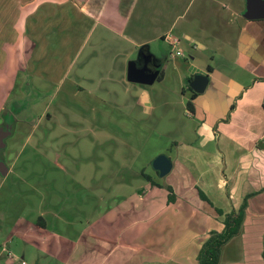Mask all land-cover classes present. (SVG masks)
<instances>
[{"label": "crops", "instance_id": "1", "mask_svg": "<svg viewBox=\"0 0 264 264\" xmlns=\"http://www.w3.org/2000/svg\"><path fill=\"white\" fill-rule=\"evenodd\" d=\"M74 1L0 0V43L9 33V43L32 45L23 68L33 72L45 55L41 34H55L56 26L80 29L84 57L70 95L112 93L115 108L111 128L91 106L82 111L87 121L59 104L52 126L40 137L32 134L35 143L24 141L16 153L7 148L0 195L7 189L2 208L9 211L0 212V264H198L207 233L222 229V217L199 191L223 213L246 202L240 231L222 247L219 264H264V19L245 17V0ZM167 35L179 40L183 57L152 52L158 40L168 46ZM136 52L139 65L159 72L152 85L126 79ZM194 75L208 77L201 94L190 88ZM136 139L162 141L154 153H168L172 167L168 184L156 183L170 186L175 197L169 203L165 190L159 212L129 218L122 247L106 235L114 236L109 217L133 180L126 173L144 172L136 167ZM93 225L109 230L89 233ZM92 236L104 254L96 251L89 262Z\"/></svg>", "mask_w": 264, "mask_h": 264}, {"label": "rangeland", "instance_id": "2", "mask_svg": "<svg viewBox=\"0 0 264 264\" xmlns=\"http://www.w3.org/2000/svg\"><path fill=\"white\" fill-rule=\"evenodd\" d=\"M79 1L80 0H75L74 3L79 6ZM52 19V17L49 18V20ZM55 23L59 24V22ZM45 30L47 31L48 28H45ZM75 30L76 31L74 32L76 37L73 38L72 43L68 39L69 37L75 35L72 33L73 28L70 29L69 27L64 28L56 26L55 34L50 35L49 37H44L45 34H41L40 41L43 40L46 43L47 49L45 55L38 58L36 69L33 72L29 71L27 66L26 68H23L22 64L24 63L23 58L28 55L27 51H31V43L26 45V43H22L21 40L20 45L17 47L16 43H14L15 41H11L12 43H9L10 40H14V34L13 36H11L9 33L4 34L5 37L9 36L10 38H6L7 41L5 44L2 45L0 43V114L3 113L2 110H6L4 107L7 106L11 101H16V99L19 100L21 97L26 99L17 102L19 104H24L26 109L16 116L14 135L6 141V148H8V150L12 153H16V150L21 147L24 141L31 145L35 143L32 136L35 135L40 137V135L37 133L43 132V127L49 129L50 126H52L49 122L53 121L54 116L56 117L58 114L53 108H60L57 106L59 104L68 110H71L73 118L74 116H78L81 120L86 119L87 121L88 118L82 116V111L85 105L91 106V108L93 107V109L97 110L95 113H99L101 115V125L112 128L110 121L111 117H113V113L115 112V108L112 104V93H110L106 99L101 98L102 94L98 92H89L93 95H70V93L73 91V83L75 79L74 76L77 74V71L81 70L79 67L81 62H83L84 57V54L80 55L79 52L81 41L83 45L82 32L80 29L75 28ZM0 36L2 37L3 35L0 33ZM33 39L34 38H31V40ZM164 40L167 41V38ZM168 46L160 40L150 45L152 52L156 54H159V52L162 50H167V52L171 51V54H174L175 51L169 44ZM18 51L19 54L17 56ZM36 55L37 53H35L34 56ZM136 56L137 52L135 55H133V59H135ZM72 64L74 66L71 69ZM95 98L101 101L97 100L98 103H96ZM81 100H85L84 103ZM49 105L52 108H50ZM84 110L86 109L84 108ZM66 113L70 115L68 111H66ZM118 113L123 115L125 111L121 109L118 110ZM105 117L107 122H104ZM84 126L87 127L86 125ZM54 130L59 131V128L54 126ZM81 135L82 134H80V136ZM121 141L125 142V139H122ZM131 144L134 145L136 150L139 149L138 153L140 156L136 163V167L138 169H143L145 174L152 177L153 181L161 183L162 185L168 184L169 180L167 177L160 179L150 164V161L157 156V153L154 152L162 147V141L151 139L150 141H146L144 143L143 140L136 139L131 141ZM162 154L168 156V153L165 151H163ZM9 162L10 161H8V163ZM126 175L133 180L129 183V187L126 188L128 190L124 192L123 196L126 199H121V202L119 203L120 205L118 204L115 206V208L112 210L113 215L109 217L114 220L115 223L113 227L109 228L113 229L111 233L114 236L112 238L111 235H106L111 237L112 241L115 243H117L115 240L118 238V241L121 243L122 247L125 246V242L123 241H126L127 236L125 234L128 233L123 228L126 227L129 218L130 220L134 217H137L138 219L142 218L147 209H152V213L156 211L159 212L161 208L164 207L166 200V192L164 189L152 188L149 182L145 181L139 176L133 178L130 172L126 173ZM139 192L144 194L139 195ZM2 193L3 194L0 195V212H7L9 209H4L2 207L8 206L4 204V201H8L9 194H7V189H4ZM97 228L100 233H106V231L109 230L108 229L103 232L104 230H102V228H99L97 225H93L89 229V233L95 232ZM91 240L92 243L88 248L87 259L89 262L93 260L92 258L95 259L97 257V255H95L96 251L99 252L98 254H104V250L97 246L98 243L96 241V236H92ZM127 252L128 251H126L124 248L120 250L119 256L122 258L121 261L128 259L129 256L127 255ZM126 256H128L127 259L125 258ZM102 261H104V258ZM110 261V259H105V262ZM73 262H78V259H73Z\"/></svg>", "mask_w": 264, "mask_h": 264}, {"label": "trees", "instance_id": "3", "mask_svg": "<svg viewBox=\"0 0 264 264\" xmlns=\"http://www.w3.org/2000/svg\"><path fill=\"white\" fill-rule=\"evenodd\" d=\"M194 96L195 95H193L192 97ZM191 106H192L191 102H188L187 108L189 111L191 110ZM4 108H6V110H2L3 113L1 116L2 117L6 116L7 118H9V121L12 122V124L14 123V129H15L16 116H18L22 111H24L26 107L24 106V104H19L16 101H11ZM4 153L5 152H3V154ZM139 175L145 181L149 182L151 187L161 188L159 184L153 181V179L147 174H145L143 171H141ZM165 190L168 193L167 194L168 202L171 203L173 201V198L175 197L173 190L170 186H165ZM199 196L202 201L208 203L215 210V214L218 217H222V221H221L222 229L221 231L211 230L207 233V238L203 242L199 254L197 256V262L198 264H219L222 247L234 236H236L240 231L244 218V210L246 208V202H244L237 211L232 210L228 213H223L222 210L214 208L212 204L209 202V200L200 191H199ZM36 223L39 227L41 226L44 228L45 226L44 225L45 222L41 218H39Z\"/></svg>", "mask_w": 264, "mask_h": 264}, {"label": "water", "instance_id": "4", "mask_svg": "<svg viewBox=\"0 0 264 264\" xmlns=\"http://www.w3.org/2000/svg\"><path fill=\"white\" fill-rule=\"evenodd\" d=\"M246 13L248 20L264 19V0H245ZM259 11L261 15L255 17L253 14ZM140 53L135 61L127 64L126 79L129 83L138 85H152L158 77V70L148 67L147 65H139ZM208 83V77L202 75H194L190 88L193 92L201 94L204 92ZM12 134L9 126L0 127V151L6 148V139ZM152 169L158 177H165L171 170V160L165 155L155 157L151 163ZM8 173V167L4 161L0 159V176L5 177Z\"/></svg>", "mask_w": 264, "mask_h": 264}, {"label": "flooded vegetation", "instance_id": "5", "mask_svg": "<svg viewBox=\"0 0 264 264\" xmlns=\"http://www.w3.org/2000/svg\"><path fill=\"white\" fill-rule=\"evenodd\" d=\"M2 114H0V127H5L6 125L7 126H9L10 128H11V130H12V134H11V136L9 137V138H11L12 137V135H14V123L12 124V122H10L9 121V118H7L6 116H1ZM12 119V118H11ZM13 121V120H12ZM14 129V130H13ZM9 138H7L6 139V141L9 139ZM5 141V142H6ZM7 150V148H5L4 150H2V151H0V159L2 160V161H4V156H3V152H5ZM3 158V159H2Z\"/></svg>", "mask_w": 264, "mask_h": 264}, {"label": "built area", "instance_id": "6", "mask_svg": "<svg viewBox=\"0 0 264 264\" xmlns=\"http://www.w3.org/2000/svg\"><path fill=\"white\" fill-rule=\"evenodd\" d=\"M166 38H167L168 44L175 51V53L173 55L176 57H183L182 51L178 48L179 40L176 37H173L171 35L166 37Z\"/></svg>", "mask_w": 264, "mask_h": 264}]
</instances>
